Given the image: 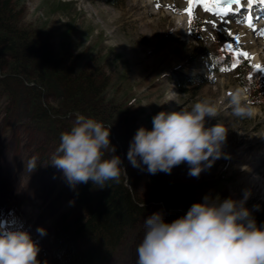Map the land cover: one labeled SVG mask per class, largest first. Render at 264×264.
<instances>
[{
    "label": "rangeland",
    "instance_id": "1",
    "mask_svg": "<svg viewBox=\"0 0 264 264\" xmlns=\"http://www.w3.org/2000/svg\"><path fill=\"white\" fill-rule=\"evenodd\" d=\"M110 1L20 0L15 16L20 20L19 26L47 34L57 50L64 45L80 59L99 56L107 76L106 99L119 105L130 104L136 130L140 126L151 129L152 118L160 111L191 110L203 99L216 104L219 115L206 118L205 126L220 123L228 129L223 146L227 156L217 159L198 177L188 174L187 163L178 165L177 173L185 181L195 179L203 190L213 187L224 198L231 196L239 200L248 190L250 196L245 206L250 211L262 209L264 187L257 191L248 178L244 179L243 169L264 166V104H250L251 117L234 116L231 94L241 89L245 99L248 95L240 87L234 70L215 71L204 60H186L187 53L181 54L182 45H194L195 53L199 48L197 41L186 33L185 14L176 12L185 10L188 0ZM193 14L203 19L202 44L206 54L212 52L213 45L225 41L219 50L248 62L256 58L264 69V35L259 34L264 30V3L241 0L227 13L198 6ZM235 37L239 40L235 41ZM237 50L249 55L238 57ZM181 67L191 74H201L206 82L189 85L186 91H181L172 81L174 69ZM260 71L264 75V70ZM16 86V83L10 85ZM259 90L264 93V81L259 83ZM51 92L42 99L54 102L55 91ZM26 102L20 94L15 105L0 98V221L17 219L18 227L27 230L38 245L41 264H56L50 253L51 221L69 204L57 194L65 177L62 170L50 163L56 144L48 142L44 131L35 130L26 122ZM72 119L69 122H74ZM49 137L52 138L51 133ZM33 156L37 157V167L29 171L27 162ZM139 195L141 203L146 204L143 186ZM155 212L162 213L166 222L178 218L167 215L160 205H152L105 264H137L136 248L144 235V220ZM38 227L45 229L44 235L37 232Z\"/></svg>",
    "mask_w": 264,
    "mask_h": 264
},
{
    "label": "trees",
    "instance_id": "2",
    "mask_svg": "<svg viewBox=\"0 0 264 264\" xmlns=\"http://www.w3.org/2000/svg\"><path fill=\"white\" fill-rule=\"evenodd\" d=\"M19 1L0 0V98L15 105L18 95H22L27 101L26 122L35 130L44 131L48 142L55 143L56 147L60 134L73 123L69 122L70 118L72 121L79 114L101 122L110 129V142L115 148L113 155L122 159L119 183L108 181L104 187H99L89 180L73 188L64 179L57 194L69 204L51 221L50 253L56 264H105L152 205H160L167 215L180 217L206 194L224 199L213 187L203 190L195 179H182L177 173L178 166L170 173L159 171L156 174L149 173L146 166L133 167L127 157L136 132L131 107L129 103L119 105L106 99L107 76L101 68V58L90 55L86 60L80 59L67 46L57 50L41 30L30 31L19 26L20 20L15 16ZM202 22L198 16L189 18L187 32L199 48L195 53L194 45H182L181 54L187 53L186 60L200 58L216 71L233 69L239 85L248 93L247 102L263 105L264 93L259 90V83L264 75L246 60L219 50L223 41L213 45L212 52L206 54ZM172 75V81L181 91H186L189 85L206 82L201 74H191L185 68L174 69ZM13 83L17 86L10 87ZM52 90L55 99L48 103L42 96ZM105 155H109L108 150ZM141 186L146 190V204L141 203ZM251 215L258 226L264 227V207L251 211Z\"/></svg>",
    "mask_w": 264,
    "mask_h": 264
},
{
    "label": "clouds",
    "instance_id": "3",
    "mask_svg": "<svg viewBox=\"0 0 264 264\" xmlns=\"http://www.w3.org/2000/svg\"><path fill=\"white\" fill-rule=\"evenodd\" d=\"M230 106L238 118L253 115L241 89L231 94ZM218 115V106L209 99L196 102L191 110L160 111L152 118L151 129L140 126L136 130L128 160L133 167L146 166L151 174L170 173L173 167L187 163L188 174L198 177L217 159L227 156L223 146L228 129L220 123L205 126L206 118ZM114 152L110 129L78 114L70 129L60 134L50 163L62 170L73 188L89 180L104 187L108 181H120L121 159ZM36 167L37 157L33 156L27 168L33 171ZM249 196L248 190L239 200L206 194L171 222L160 212L148 216L136 248L137 264H264V227L257 225L245 206ZM37 232L44 235L45 229L38 227ZM39 251L27 230L0 224V264H41Z\"/></svg>",
    "mask_w": 264,
    "mask_h": 264
},
{
    "label": "snow or ice",
    "instance_id": "4",
    "mask_svg": "<svg viewBox=\"0 0 264 264\" xmlns=\"http://www.w3.org/2000/svg\"><path fill=\"white\" fill-rule=\"evenodd\" d=\"M252 0H249V3H251ZM261 3H264V0H260ZM241 0H188L187 2V8L185 11L188 13L189 18L191 20L193 11L195 7L202 6L207 11H214L219 13H227L228 11H231L232 6L235 4H240ZM249 26H251L252 21L251 18L248 20ZM260 35H264V30H260ZM235 41L239 40V37L234 38ZM229 47H232L230 44ZM235 54L239 56L247 57L249 54L247 52L242 51H235ZM233 67H235V64H233ZM254 68L258 70H264L262 69V66L259 64L254 65Z\"/></svg>",
    "mask_w": 264,
    "mask_h": 264
},
{
    "label": "bare ground",
    "instance_id": "5",
    "mask_svg": "<svg viewBox=\"0 0 264 264\" xmlns=\"http://www.w3.org/2000/svg\"><path fill=\"white\" fill-rule=\"evenodd\" d=\"M237 5V4H235ZM233 5V6H235ZM256 58H253L250 63L252 64H258L255 60ZM243 174L244 179L248 178V182L251 183L256 190L258 191L259 189L264 187V166L262 167H251L250 169L248 167H245L243 169ZM256 175V177H254ZM18 221L15 218L9 219L7 218L6 220H4L3 222L0 221V224H4V225H15L18 227ZM20 226V225H19Z\"/></svg>",
    "mask_w": 264,
    "mask_h": 264
}]
</instances>
